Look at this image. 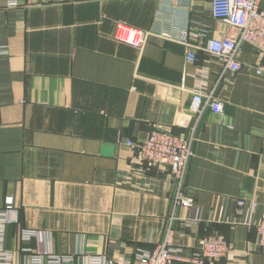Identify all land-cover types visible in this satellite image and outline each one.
<instances>
[{"label":"crops","instance_id":"obj_1","mask_svg":"<svg viewBox=\"0 0 264 264\" xmlns=\"http://www.w3.org/2000/svg\"><path fill=\"white\" fill-rule=\"evenodd\" d=\"M211 1L0 0V208L15 198L13 264L41 249L134 263L171 225L184 256L222 235L230 253L215 264H264V52L244 43L237 71L213 57L209 39L230 27ZM119 23L188 31L189 43L151 35L135 46L115 37ZM202 80L222 114L192 112ZM194 126L195 204L176 207L170 168L143 162L138 145L155 128L188 137Z\"/></svg>","mask_w":264,"mask_h":264},{"label":"built area","instance_id":"obj_2","mask_svg":"<svg viewBox=\"0 0 264 264\" xmlns=\"http://www.w3.org/2000/svg\"><path fill=\"white\" fill-rule=\"evenodd\" d=\"M260 0H212L211 11L215 18L228 24L230 30L220 36L209 39L208 52L218 58L226 69L237 71L242 64L239 52L244 43L252 45L264 52V10L259 6ZM151 35L189 43V32H155L154 30H141L126 23H119L115 37L123 42L135 46H143ZM5 50L0 49V53ZM188 60L194 62L196 53L190 50ZM264 68H259V72ZM216 114L224 112V101L215 95L214 90L206 89L202 80L198 88L193 91L191 104L192 112L201 115L207 108ZM195 126L191 134L183 137L169 130L155 128L147 139L139 145L140 158L143 162L168 166L175 181L174 203L175 206L192 207L193 198L185 192V180L188 166L193 156ZM131 144V143H130ZM16 211L15 198L7 196L3 208H0V264H13L15 252L6 247V233L12 222V214ZM251 211H254L251 208ZM199 214V213H198ZM245 223L250 224L249 218ZM258 243L264 250V220L256 224ZM32 230H24L22 238L29 240L36 236ZM174 229L169 227L165 240L155 246L152 251H140L135 256L134 263L126 260L120 264H173L184 262L187 264H215L218 260L230 253V243L222 235H210L197 242L195 251L190 256L182 255L179 247H174ZM27 251H29L27 249ZM82 258L84 264H113L105 255H87L85 253L57 254L48 249L31 252L28 264H76V258Z\"/></svg>","mask_w":264,"mask_h":264}]
</instances>
